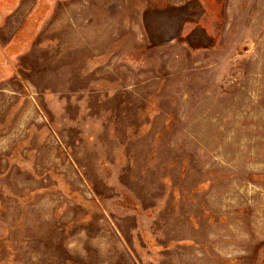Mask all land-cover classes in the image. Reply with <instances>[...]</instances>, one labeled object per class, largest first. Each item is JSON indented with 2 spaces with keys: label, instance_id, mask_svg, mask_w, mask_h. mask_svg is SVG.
I'll return each mask as SVG.
<instances>
[{
  "label": "rangeland",
  "instance_id": "1",
  "mask_svg": "<svg viewBox=\"0 0 264 264\" xmlns=\"http://www.w3.org/2000/svg\"><path fill=\"white\" fill-rule=\"evenodd\" d=\"M0 264H264V0H0Z\"/></svg>",
  "mask_w": 264,
  "mask_h": 264
},
{
  "label": "clouds",
  "instance_id": "2",
  "mask_svg": "<svg viewBox=\"0 0 264 264\" xmlns=\"http://www.w3.org/2000/svg\"><path fill=\"white\" fill-rule=\"evenodd\" d=\"M74 243H75V241H71V242L69 243V246L71 247L72 244H74Z\"/></svg>",
  "mask_w": 264,
  "mask_h": 264
}]
</instances>
